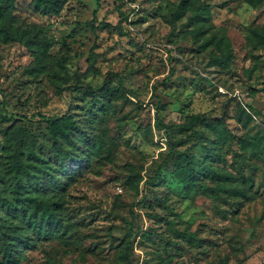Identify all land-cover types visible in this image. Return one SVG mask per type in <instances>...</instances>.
<instances>
[{"label":"rangeland","instance_id":"rangeland-1","mask_svg":"<svg viewBox=\"0 0 264 264\" xmlns=\"http://www.w3.org/2000/svg\"><path fill=\"white\" fill-rule=\"evenodd\" d=\"M183 1L101 0L99 7L97 0H55L43 9L36 0H7L0 10V173L8 128H26L50 161L45 170L58 168L43 116L71 111L81 134L103 144L92 156L79 145L80 134L70 144L63 178L76 180L64 190V233L23 249L21 264H117L132 220L128 264H264V142L238 156L241 162L233 157L237 144L225 145L226 159L218 162L252 179L256 198L245 201L212 191L216 181L201 162L217 134L206 123L196 127L201 140L189 129H166L205 113L226 134L235 132L238 105L246 103L256 108L247 133L264 136V44L253 33L264 37V0H199L210 7L214 27L198 41L193 30L200 22L180 11ZM96 11L94 25L109 28L92 27ZM15 30L22 41L8 37ZM213 31L231 42L228 69L209 65L215 47L201 48ZM106 78L131 91L111 101L113 114L91 91ZM171 151L192 160L201 173L196 185L181 182ZM0 216L8 218L1 207Z\"/></svg>","mask_w":264,"mask_h":264},{"label":"trees","instance_id":"trees-1","mask_svg":"<svg viewBox=\"0 0 264 264\" xmlns=\"http://www.w3.org/2000/svg\"><path fill=\"white\" fill-rule=\"evenodd\" d=\"M7 0H0V10L7 6ZM55 0H36V6L43 9H50V5ZM199 0H184L180 6V11H192L193 16L199 20V27L193 30L195 40L201 39L205 31H210L214 27L209 19L210 7L208 5L198 3ZM100 7L101 0H97ZM98 20V12L94 13L91 21L93 28H109L111 25L105 21ZM0 32L2 29L0 28ZM258 40L264 44V37L253 31ZM12 40L22 41L24 34L18 30L11 32L8 36ZM215 47V53L209 62V65L218 66L222 69H228L233 60V49L229 39L219 31H213L206 36L201 44V48ZM89 89L91 87L89 86ZM94 94H100L103 97L104 109L113 114L111 101L114 98L121 97L131 93L123 87H111L110 81L106 78L101 86L95 90H91ZM158 107L163 108L165 104L162 98L157 95ZM237 112V123L235 132L228 134L227 130H221L219 123L213 122L205 113H196L188 117L187 122L179 125L166 126L168 131L179 126L183 129H189L190 135L195 140H201L202 135L197 130L198 123H206L213 132L217 134V138L210 139L209 153L201 162L204 172L211 179L216 181V185L212 191L216 196L224 193L229 197H238L245 201L254 200L253 181L244 171L233 173L230 170L221 168L218 165L220 160H225L224 146L231 147L234 143L238 149H233V157L241 162L240 155L248 149L258 150L264 142V136L253 138L247 133V129L253 121L251 111L256 108L252 105L239 103ZM47 123V130L50 139L54 142L52 145L53 153L58 158V168L49 172L45 170L50 166V161L43 158L37 151L34 141L29 140V132L24 127L16 130L8 128L7 146H6V164L3 172L0 173V207L4 209L8 218L0 216V259L1 264H21L23 258V249L35 248L39 242L51 241L59 238L62 233V220L64 215L61 213L64 202V190L67 189L72 180H76V176L68 174V178L64 182L63 175L69 171L65 167L67 159L73 158V152L69 148L70 144L75 146L74 139L77 134L79 136V145L87 148L88 154L98 155L102 149V141H89L86 134H81L77 120L73 117L71 111H67L62 115L43 116ZM242 132L238 133L237 129ZM82 149H77L79 152ZM177 153V171L181 179L187 187L196 185L201 177V173L195 169L192 160L185 152L171 151ZM240 156L239 158H237ZM237 161V160H236ZM79 165V164H77ZM46 176L48 181L45 183L42 177ZM137 183H140L142 177L132 175ZM68 182V183H67ZM57 193L61 197L54 195ZM140 205L144 204L141 200ZM134 214L132 213V217ZM134 220L130 222L123 237L120 238V252L117 264H128L130 254L133 252L134 246ZM142 237L152 239L148 232H142Z\"/></svg>","mask_w":264,"mask_h":264}]
</instances>
